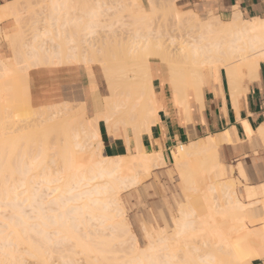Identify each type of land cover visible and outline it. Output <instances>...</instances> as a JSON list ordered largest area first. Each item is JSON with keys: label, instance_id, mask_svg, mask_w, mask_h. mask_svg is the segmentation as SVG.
I'll return each mask as SVG.
<instances>
[{"label": "bare ground", "instance_id": "6f19581e", "mask_svg": "<svg viewBox=\"0 0 264 264\" xmlns=\"http://www.w3.org/2000/svg\"><path fill=\"white\" fill-rule=\"evenodd\" d=\"M20 1L11 0L0 5V22L8 23V19H12L16 26V30H12V26L0 29V37L5 38L6 42L9 41L8 44L10 43L9 46H12L10 47L14 52L11 60H4L0 55L2 75L13 74L14 64H23L27 76L31 66L39 64V54L42 51L44 56L53 60V65L85 64L90 70L91 62L97 61L98 58H83L82 55L81 59L78 54L86 51V47H95V32L103 30L109 37L118 31V23V28H127L124 31L130 32L126 34L129 38L125 41L119 38L122 42L119 41L114 53L116 55L112 59L115 65L107 63L106 57L98 60L108 82V93L92 115L79 112L81 108L85 111L82 103L73 107L74 103L70 106L65 102L54 103L52 112L48 114L28 112L30 115H27L26 121L30 124H26L27 126H22L26 122L25 116L18 117L26 115L25 113H13L18 120L12 113L7 117L0 114V264H53L54 252L62 264H84L79 260L82 258L85 259L84 262L91 261L86 264H250L254 259L264 258L263 218L256 217L248 221L250 226L246 222L248 209L253 211L259 205L264 209V181L259 185L245 183L248 179L241 162L238 161L234 166L243 183L241 196L247 202L240 199L239 192L237 193L239 189L232 178V169L221 161L218 154L220 146L230 142L227 132L208 136L205 141L198 139L175 146L170 151V156L179 170L184 190L190 193L183 194L182 201L174 200L175 214L174 210L167 208L154 217L155 225L146 231L148 242L145 247L133 245L123 257L116 254L117 249L114 250V247L110 246L115 243L112 240L131 234L125 218L122 217L118 196L120 185L128 183L125 184L128 187L139 182L138 174L136 177L134 171L133 176L131 169L128 170L130 163L139 167H152L165 165L168 159L161 149L148 151L140 143L141 135L149 132L159 109L151 83V56L168 62L175 105L185 109L188 119L190 87L199 102L203 84L209 80L219 81L221 69L233 94L239 89L237 84L235 89V83L240 78L255 77L259 62L264 60V18L245 19L239 14H233L227 21L212 15L200 18L190 10H180L173 0H148V10L144 9L141 0H75L76 5L73 0H48L49 4L42 3V0L39 3L37 0H31V3H34L31 6H37L38 3V7L42 8V3L44 10H49L46 13L50 12V15H47L50 25L47 24V29H43L49 30V34L52 29L55 32H51V36L54 34L52 38L46 32L48 38L44 33L46 30L41 32L42 29L38 28L40 32L36 30L37 32L32 34L33 41L25 45L23 40L22 43L19 42L22 39L19 38L22 31L20 21L22 22L24 15L23 13L21 17V12L32 11V7L26 6L29 10L23 9L22 5L19 6ZM25 4L29 5V0L28 4ZM67 5L71 7L72 13L68 11L70 14L67 12ZM164 9L167 15L171 16V23L176 28L184 25L195 28L197 32L177 44L172 41L174 37L170 32L168 34L171 35H167L171 37L169 42L166 40V34L153 35L151 25L156 19V14ZM115 10L119 15L113 13ZM123 11H127V17ZM110 14H115V18L105 17ZM121 16L124 17L123 21ZM44 18L47 20V17ZM49 27L52 28L51 31ZM71 28L74 31L78 29L80 37ZM62 34L65 36L64 40L61 38L63 42L59 40ZM71 34H74L75 38L78 37L76 42ZM97 40L95 44L99 42ZM45 44L47 48L41 49ZM169 45H175V56L169 53ZM117 54L120 55L119 58ZM125 59L130 61L129 65ZM237 83L239 86V82ZM12 85L18 86L14 83ZM11 86H6L9 92V89L14 88ZM92 86L96 88L95 83ZM3 88L6 89L5 86ZM14 90L15 88L13 92ZM7 94L11 95L12 92ZM1 105L3 106V103ZM40 116L41 119H38ZM9 117L13 120L8 122ZM19 118L23 129L33 126L37 128L26 131L21 129ZM14 120L16 126L18 123L17 128H11L14 124L9 125ZM101 123L110 137L120 135L125 141H128V130H131L136 149L124 155H106L102 149ZM263 128H259L257 136L264 142ZM86 131L88 132L85 134ZM16 132L25 133L16 136ZM50 132L53 133L51 143L47 142ZM41 133L45 135L44 144L39 148L43 151L44 163L47 164L49 160L48 163L53 164V171L45 169L42 176H33L29 173L37 171L41 161H38L36 155L25 160V148L29 144L31 147L35 146ZM88 133L90 136L87 137ZM246 135L249 137L250 131H246ZM80 154H85L86 159L82 157L84 161L79 157ZM128 164L124 172L127 171L132 177L129 175L127 178V173L122 172L121 178L119 171ZM97 178H102L104 183H97L98 180H95L94 184L93 180ZM59 179L64 180L61 182L62 186L59 184L61 191L53 195V190L59 187L58 184H50ZM38 181L45 183L38 187L42 191L35 188L34 183ZM23 186L33 190L26 194L25 198H19L23 192H17V189ZM47 189H50L51 196L53 195L50 199L45 195L50 193L43 192ZM27 199L30 211L26 210L23 204ZM93 219L98 220L94 230L90 228L93 226L90 220ZM157 219L161 220L163 225H159ZM168 226L173 228L172 232L168 231ZM103 227L111 231V238L97 235L98 228Z\"/></svg>", "mask_w": 264, "mask_h": 264}, {"label": "crops", "instance_id": "0c3cea01", "mask_svg": "<svg viewBox=\"0 0 264 264\" xmlns=\"http://www.w3.org/2000/svg\"><path fill=\"white\" fill-rule=\"evenodd\" d=\"M9 1L11 0H0V5ZM141 3L143 7L148 8V0H141ZM175 3L184 10L187 9L186 11L200 15L211 14L222 21L229 20L233 14H239L245 19L264 18V0H176ZM8 21H1L4 25L0 26V29L14 26L12 19ZM149 69L159 109L149 132H144L140 137L143 148L148 151L161 149L168 154L178 144L198 139L206 140L208 136L227 132L230 142L220 146V156L222 157L223 149L226 160L236 162L234 165L238 161L241 162L247 179L255 182L252 184L259 185L264 180V142L257 136L259 128L264 126V60L259 62L255 77L238 80L239 86L235 83V89L237 84L240 90H235L234 94L223 70L220 72L219 81H206L203 84L199 102L196 101L194 92H189L188 119L185 109L175 105L169 67L166 63L161 60L160 63L149 60ZM66 73H69L68 76ZM27 80L29 103L34 108L60 102L82 103L90 116L107 95L106 83L99 69L92 65L90 70L85 64L31 67L27 72ZM93 83L96 85L95 89ZM246 131H250L249 137ZM100 133L103 152L108 156L124 155L136 149L131 130H128V141L120 135L110 137L102 123ZM262 208L259 205L253 210L255 213L251 220L256 217L264 218ZM250 264H264V258L254 259Z\"/></svg>", "mask_w": 264, "mask_h": 264}, {"label": "rangeland", "instance_id": "374dc122", "mask_svg": "<svg viewBox=\"0 0 264 264\" xmlns=\"http://www.w3.org/2000/svg\"><path fill=\"white\" fill-rule=\"evenodd\" d=\"M24 0H21L20 1V4H19V6L21 7V5H22V7H23V9H27L26 8V6H29V7H32V11L30 10V11H27V10H29V7H28V9L26 10L27 12H25V10H22V12H21V17H22V14L24 13V15H23V18H21L22 19V22L20 21V23H21V34H23V35H19V36H21V37H19L21 40H19V42L20 43H22V40H23V42L25 43V45H27V44H30L33 40V35L32 34H34L35 32H37V31H39V29H42L41 30V32H44L46 29H47V26H49L50 24H49V20H48V18H49V16H47L48 14L50 15V12H47L46 13V11H49V10H44V5L42 4L43 2H44V4L45 3H48V0H45V1H41L42 3H41V6H42V8L40 9L39 7H38V3L40 2V0H37L38 1V3H36L37 4V6H34V5H32L31 6V4H34V3H31V2H33V1H31V0H29V5H26L25 4V2H27V4H28V0H26V1H24ZM35 1V0H34ZM67 1H69V0H67ZM82 1V0H81ZM109 1V0H108ZM115 1V0H114ZM120 1V0H119ZM167 1V0H166ZM174 1V3H175V1L176 0H173ZM23 2V3H22ZM72 2V1H71ZM70 2V3H71ZM73 2H74V4L76 3L75 2V0H73ZM50 3V2H49ZM48 3V4H49ZM66 3H68V2H66ZM65 3V4H66ZM79 3V2H78ZM77 3V4H78ZM165 3V2H164ZM25 4V5H24ZM35 4V5H36ZM176 5H177V3H175ZM24 5V6H23ZM40 5V4H39ZM51 5V4H50ZM50 5H48V6H50ZM76 5V4H75ZM80 5V4H79ZM33 6H34V8L35 9H38V11L37 10H35V9H33ZM46 6H47V4H46ZM67 6H69V8L67 7V12L68 11H70L71 12V7H70V5H67ZM38 7V8H37ZM121 7V6H120ZM166 7H167V5H166ZM177 7L180 9V10H183V11H186L187 9H183V8H181L179 5H177ZM51 8V7H50ZM49 7H48V9H50ZM169 7H167V9H168ZM20 9V8H19ZM45 11H43V10ZM46 9V8H45ZM144 9H149V4H148V8H144ZM43 12H41V11ZM121 11V9H119L118 8V11ZM34 11V12H33ZM37 11V12H36ZM118 11H112L113 13H115L116 12V14H118ZM166 11V9H164V11H160L159 13H157L156 14V19H155V21H153V25H151V32H152V34L153 35H158L159 33L160 34H166L165 36L167 37V35H171V34H168L169 32L170 33H172L173 34V37L174 38H172V41L174 42V44H177V43H179L180 41H182L184 38H187V37H189L190 35H194L197 31H196V29L195 28H190V27H187V26H184L183 25V27H181V28H176V26L175 25H173L172 23H171V16H168L167 14L168 13H166L165 12ZM170 11V10H169ZM33 12V13H32ZM125 14H127L126 12L127 11H123ZM163 12V13H162ZM35 13V14H34ZM45 13V14H44ZM69 13V12H68ZM72 13V12H71ZM111 13V12H110ZM120 13V12H119ZM166 13V14H165ZM34 14V15H33ZM44 14V15H43ZM70 14V13H69ZM120 14H122V11H121V13ZM125 14H123V16L125 17ZM46 15V16H45ZM119 15V14H118ZM170 15H172L171 13H170ZM199 16H200V18H204V17H206V16H208V15H211V14H206V15H200V14H198ZM32 18H30V17ZM115 16V14L113 15V14H110V15H106L105 17H114ZM117 16V15H116ZM123 16H121V17H123ZM128 16V14L126 15V17ZM41 17V18H40ZM44 17H47V20L44 18ZM124 17L122 18V21L124 20ZM115 18V17H114ZM40 19H42V20H44V21H41ZM111 19V18H110ZM127 19V18H126ZM129 19V18H128ZM118 20V19H117ZM45 21H47V23H45ZM52 21V20H51ZM118 21H120V20H118ZM129 21V20H128ZM114 22H116V21H114ZM130 22V21H129ZM124 23V22H123ZM127 23V22H126ZM43 24V25H42ZM47 24H49V25H47ZM3 25V22H1L0 23V26H2ZM45 25V26H44ZM47 25V26H46ZM118 25H119V23H118ZM118 25H117V29H118V31H115V33L117 34H112L111 32H110V35L111 36H109L108 37V35H106V33H105V31L104 32H102L103 30H100V32L99 31H97V32H95L96 33V36L97 37H99V38H97L96 36V40L97 41H99V42H96L97 44H95V41H93L94 42V45H95V47L93 48V47H91V48H93V49H91L90 47H86L85 48V50L86 51H84L83 53H85V55L82 53H80L79 52V58H81L80 56H82L83 55V58H89V57H91V58H98V59H96L97 61H93V62H91V65L92 66H96L98 69H99V72H100V74H101V76H102V78L104 79V81H105V83H106V91H107V93H108V82H107V79H106V76H105V73H104V71H103V69L101 68V66H100V62L98 61L101 57V59H105V58H103V57H106V61H107V63H110V65H115V63H114V60L112 61V59H114V55H116V54H114V53H116L115 51H117L116 49L118 48V46H119V41L121 40V39H119L120 37L123 39V41H125L127 38H129L128 36L129 35H126V34H128V32H130V31H124V29H127V28H124V29H120V27L118 28ZM27 26V27H26ZM41 28H40V27ZM44 26V27H43ZM115 26H116V23H115ZM13 28H12V30H16V26L14 25V26H12ZM51 27V26H50ZM48 28V29H50V31H51V29L52 28ZM121 27H123V26H121ZM127 27V26H126ZM33 28V30H34V28H35V30H34V32H33V30H31ZM39 28V29H38ZM43 28H46V29H43ZM132 28V27H131ZM176 28V29H175ZM72 30H73V28H71ZM37 30V31H36ZM44 30V31H43ZM54 32H55V30L54 29H52ZM62 30V29H61ZM63 30H65L64 28H63ZM62 30V31H63ZM68 30V29H67ZM72 30H70L69 29V31H71V33H78V37H80L79 36V34L81 35V33H79L80 31H78V29H76L75 31L73 30V32H72ZM131 30V29H130ZM49 31V30H48ZM48 31L46 30L44 33H48ZM53 31H51V32H53ZM178 31V32H177ZM40 32V31H39ZM51 32H50V37L52 38V36L54 35L53 33H52V36H51ZM66 32H68V31H66ZM99 32V33H98ZM118 32V33H117ZM123 32V33H122ZM124 32H125V34H124ZM127 32V33H126ZM165 32V33H164ZM46 33V35L48 36V34ZM70 32H68V34H69ZM94 33V34H95ZM98 33V34H97ZM103 33V34H102ZM105 33V34H104ZM108 34V33H107ZM72 35V34H71ZM117 37H116V36ZM75 35L73 34L72 35V37H74ZM76 36V37H77ZM101 36V37H100ZM104 36H107V37H104ZM119 36V37H118ZM127 36V37H126ZM163 36V35H162ZM167 37V41L169 42V38H171V37ZM65 36L62 34L61 35V37H60V39L59 40H61L62 41V39L64 38ZM77 37V38H78ZM112 39H111V38ZM126 37V38H125ZM3 37L1 36L0 37V55L2 56V58L4 59V60H11L12 59V56L14 55V52H13V48H11L10 46H9V44H8V42L9 41H7L6 42V39L5 38H3ZM48 38H49V36H48ZM62 38V39H61ZM75 38V37H74ZM77 38H75V39H73L75 42H76V40H77ZM93 38V37H92ZM104 38V39H103ZM107 39V41H106V39ZM110 38V39H109ZM117 38V39H116ZM165 38V37H164ZM56 38H54V40H55ZM80 39V38H79ZM114 39V40H113ZM64 40V39H63ZM66 40V39H65ZM166 40H164L165 42H166ZM101 41V42H100ZM58 42V41H57ZM56 42V43H57ZM63 42V41H62ZM66 42V41H65ZM78 42V41H77ZM121 42H122V40H121ZM118 44V45H117ZM8 45V46H7ZM41 49H45V48H47V45L45 44V45H43V46H41L40 47ZM24 49V48H23ZM120 49V48H119ZM169 53L170 54H173V56H175L174 54L176 53V48H175V45H169ZM175 50V51H174ZM42 51V50H41ZM82 51V50H81ZM114 51V52H113ZM172 51H173V53H172ZM113 52V53H112ZM117 53H119V51L117 52ZM40 61H39V64L37 65V66H41V65H53V60L51 59V60H49L46 56H44L45 54L43 53V51L42 52H40ZM110 55V56H109ZM118 55V57L117 58H119V54H117ZM123 55H125V54H123ZM84 56H86V57H84ZM126 56V55H125ZM152 57V56H151ZM110 60H109V59ZM157 58V57H156ZM82 59V58H81ZM95 59H93V60H95ZM108 59V60H107ZM159 59V60H158ZM90 60H92V59H90ZM118 60V59H117ZM126 60V59H125ZM150 60L151 61H154V62H156V63H160V60L161 61H163V62H165L166 63V65L168 66V62L167 61H165V60H162L161 58H157V59H155V58H150ZM115 62H116V60H115ZM125 62H127V64L129 65L130 64V61L129 60H126ZM114 63V64H113ZM31 67H36V66H31ZM14 71L15 72H13V74H8V75H2L1 74V72H0V84L2 83V85H0V86H2L1 88H2V91H1V89H0V92H1V98H0V103L2 104L3 103V106L1 105L0 106V114H3L4 116L6 115V117H7V115L8 114H10V113H15L16 115H17V113L19 114V113H25L26 115H22V116H19L18 115V117H21V118H23V116H25L24 118H25V121H26V119H27V115L29 114L30 115V113H28V112H37V113H39V114H41V115H44V114H48V113H50V112H52V108H53V104L52 105H48V106H42V107H39V108H34V107H32L31 105H30V103H29V93H28V80H27V76H25V71H24V67H23V64H14ZM222 70V69H221ZM103 72V73H102ZM245 78H248V77H246V76H244ZM243 77V78H244ZM250 78V77H249ZM3 79H4V81H3ZM7 79H8V81H7ZM10 79H12V80H10ZM14 79H15V81H14ZM1 80H2V82H1ZM10 80V81H9ZM240 80H242L241 78H240ZM11 81H14L13 83L14 84H17L18 86H16V85H12L13 83L11 82ZM209 81H212V80H209ZM214 82H215V80H213ZM212 81V82H213ZM6 82H8L7 84H6ZM9 82H11V84L9 83ZM3 84H4V86H5V88H6V86H11L12 88L14 87L15 88V90H14V92H13V89H9L10 90V92H12V94L11 95H8L7 93H10L7 89L8 88H6V89H4L3 87ZM8 84H10V85H8ZM3 90H4V92H3ZM5 91H7V93L5 92ZM190 93L192 92V88L190 87V91H189ZM14 93V94H13ZM5 94H7L6 95V97H5ZM192 94V93H191ZM13 98H12V97ZM7 97H11L9 100L7 99ZM5 99H6V101H5ZM195 99V98H194ZM196 100V99H195ZM197 101V100H196ZM6 102V103H5ZM5 103V104H4ZM68 105H72V103H67ZM81 106H82V104H80ZM80 105H79V108H80ZM77 106V104L75 105V103L73 104V107H76ZM85 108V107H84ZM83 109L81 108V109H79V112L81 111L82 113L84 112H86V109H84L85 111H82ZM96 111V110H95ZM27 112V113H26ZM78 112V113H79ZM6 113V114H5ZM14 115V114H13ZM28 115V116H29ZM15 116V115H14ZM33 116H36V115H33ZM16 117V116H15ZM41 117L42 116H40V117H37L38 119H41ZM11 118H13V116H11ZM10 117H9V119L7 120L8 122H9V120L11 119ZM15 119V118H14ZM16 119H17V117H16ZM35 119V118H34ZM11 120H13V119H11ZM10 120V121H11ZM18 120V119H17ZM20 118H19V124H20V128L22 127V126H27L26 124H28L27 122L28 121H26V122H24L23 121V119H22V123H23V125L21 124V122H20ZM11 123V122H10ZM9 123V125L11 126V125H13L14 124V126L12 127L11 126V128H15V126H16V122H15V120L13 121V123L12 124H10ZM18 123H17V126H18ZM8 124V123H7ZM25 124V125H24ZM30 124V123H29ZM28 124V125H29ZM22 125V126H21ZM17 126H16V128H17ZM39 128H41V126H38ZM19 128V127H18ZM24 127H22L21 129H23ZM33 128H37V126H33V127H29L28 129H26V130H29V129H33ZM23 130H25V129H23ZM25 130V131H26ZM27 132H29V131H27ZM32 132V131H31ZM88 131H86L85 132V134L87 133ZM106 132V131H105ZM17 134H15L16 136L17 135H19V134H24L25 132H16ZM89 133H90V130H89ZM87 134V137H88V135L90 136V134ZM42 135H40V136H38V138H37V140H36V145L34 146H32L31 147V144H29V145H27V147L25 148V151H26V153H27V156L25 157V160H28L29 159V157H32V156H34V155H36L37 156V159H38V161L40 162L41 161V163L39 164V166L37 167V171H31V173H29V175H37V176H42V172H44L45 171V169H51L52 171H53V168H51V167H53V164L52 165H50L51 163H48L49 162V160H48V162H47V164H45L44 163V159H43V151H42V149H40L39 147H42V145L44 144V136L45 135H43V133H41ZM91 134H92V130H91ZM101 134V133H100ZM48 136H50L47 140V142H50V141H52L53 140V133L52 132H50L49 133V135ZM84 136H86V135H84ZM32 137V136H31ZM33 138V137H32ZM88 140H90V141H92L93 139H88ZM202 141H205V139L204 140H202ZM31 142V141H30ZM86 142H88V141H86ZM39 143H40V145H39ZM51 143V142H50ZM91 143V142H90ZM89 143V144H90ZM189 143V142H188ZM187 143V144H188ZM89 144H87V145H89ZM39 145V146H38ZM173 149V148H172ZM171 149V150H172ZM170 150V151H171ZM165 153V152H164ZM221 153H222V157L220 156V148H219V150H218V154H219V157H220V159H221V161L227 166V167H230L231 169H232V178L235 180V182H236V188L237 189H239V190H237V193L239 192V194H238V196L240 197V199L242 200V201H245V202H247V200L246 199H244L242 196H241V193H240V190H241V188H243V183H242V181H241V179H240V176H239V174H238V172H237V170L235 169V166H234V164L236 163V162H233V161H230V160H226L225 158H224V155H223V149H221ZM165 155L167 156V162H166V164L165 165H158V166H152V167H149V166H142V167H139V166H136L135 164L133 165V164H131L130 163V166H129V164L127 165V167L125 166H123L122 168H121V170L119 171V173H117V174H119L120 175V177L122 176L121 174H123V173H127V171L126 172H124L125 170H127V168H128V166L130 167L128 170H130L131 169V174H132V172H134L133 174L135 175V173H136V177H137V174H138V177H140V175H141V177L140 178H138L137 177V179L139 180V182H137L136 184H134V185H131V186H128V187H126V185L125 184H127L128 185V183H123V185L120 187L119 186V189H118V196H119V199H120V204H121V214H122V217L123 218H125V220H126V222H127V225H128V227H129V229H130V235L129 236H127V237H118L117 238V240H112V241H115V243H113V245H110V246H112V247H114V250L115 249H117V252L118 253H116V254H118L119 256H123L124 255V253L125 254H127V252H129V247H134L133 245H140V247H145L146 245H147V242H148V238L146 237V231H149L150 229H151V227H152V225H155V222H154V217L155 216H157L158 214H159V212H161V211H166L167 210V208H171L172 210H174V208H175V203H174V200L175 201H182V197H184V195L183 194H186V193H190L189 191H185L184 190V186H183V184H182V182H181V179H180V177H179V170H178V168H177V166L173 163L174 161H173V159L171 158V156H170V153L168 152V154H166L165 153ZM85 156V154H83V155H81L80 154V158L84 161L85 159H86V157H84ZM82 157H84L85 159H83ZM47 159V158H46ZM45 159V160H46ZM47 161V160H46ZM132 165V166H131ZM137 168H135V167ZM133 167V168H132ZM234 168V169H233ZM135 169V170H134ZM247 169H248V167H247ZM148 170V171H147ZM123 172V173H122ZM130 172V171H129ZM147 172V173H146ZM53 173V172H52ZM131 174L129 173V175L131 176ZM132 174V175H133ZM56 174H54V176H55ZM61 175V174H60ZM59 175V176H60ZM63 175V174H62ZM118 175V176H119ZM127 175V178H129L130 176L128 175V173L127 174H125V176ZM133 175V176H134ZM143 176V177H142ZM132 177V176H131ZM122 178V177H121ZM126 178V177H125ZM126 178V179H127ZM61 179H62V177H61ZM61 179H59L58 181H56V182H53V183H51L50 185L52 186H55V185H57L58 184V187L60 188H57V190H56V188H55V190H53L54 192H52V194L53 195H55V194H57V193H60V191H61V188L62 187H60L59 186V184H61V182L62 181H64V180H61ZM95 180L97 181H100V182H98L97 181V183H101V181H103L102 180V178H97V179H94L93 180V182H94V184H95ZM127 181V180H126ZM248 181V182H247ZM245 183H248V184H252V183H255L253 180H250L249 181V179L247 180ZM264 181V180H263ZM92 181H91V184L93 183ZM106 182V181H105ZM96 183V184H97ZM103 183H104V181H103ZM103 183H101V184H103ZM259 183V182H258ZM35 184V188H38V187H40L41 185H44L45 183L44 182H42V181H38V182H36V183H34ZM242 185V186H241ZM61 186H62V184H61ZM239 188H238V187ZM85 186H82V188H84ZM80 189H81V187H79ZM33 189L32 188H29L28 186H23V187H19L18 189H17V192H23V193H21L18 197L19 198H25L26 197V194H29V192H31ZM38 190H40V191H42V189H40V188H38ZM185 191V192H184ZM43 192H46V193H50V189L48 190L47 189V191L45 190V191H43ZM184 192V193H183ZM44 194V193H43ZM67 194V193H66ZM69 194V193H68ZM46 196H44V197H46L47 199L51 196V193H50V195L48 196L47 194H45ZM52 195V196H53ZM51 196V197H52ZM101 197V196H100ZM50 199V198H49ZM84 200V199H83ZM83 200H80L81 202L83 201ZM80 201H78V202H80ZM28 202H29V199H27V200H25L24 202H23V204L26 206V210H29V208H28V206H27V204H28ZM175 204V205H174ZM30 211V210H29ZM28 212V211H27ZM26 212V213H27ZM29 213V212H28ZM31 213V212H30ZM29 213V214H30ZM173 213L175 214V210L173 211ZM255 212H253L252 210H247V213H246V222H247V225H249V222L251 221V216H253V214H254ZM91 222H92V224H93V226H90V228L92 229V230H94L95 229V226H97V224H98V220L96 221V220H90ZM249 221V222H248ZM263 221H264V218H263ZM90 222V223H91ZM157 223L159 224V225H163V222L161 221V220H158L157 219ZM251 225H252V223H250ZM254 225H257V224H254ZM250 226V225H249ZM99 229V231L97 232V235H99V236H101L102 238H106V239H108V238H111V231L108 229V228H105V227H103V228H98ZM168 231H170V232H172L173 231V228L171 227V226H168ZM55 237H58V236H55ZM112 250H113V248H112ZM120 250V251H119ZM131 250V249H130ZM117 255V256H118ZM80 256V255H79ZM125 256V255H124ZM123 256V257H124ZM82 257V256H81ZM89 258V257H88ZM122 258V257H121ZM84 258H82V259H79V260H81V263L83 262L84 264H86L87 263V261L86 262H84L85 261V259L83 260ZM30 260H32V259H30ZM89 260H92V261H94L93 260V258H89ZM33 261V260H32ZM31 261V262H32ZM61 261H60V259L58 258V256H57V254H55V252H54V254H53V264H62V263H60ZM88 262H91V261H88ZM26 263H27V261H26ZM27 264H30V262L29 263H27Z\"/></svg>", "mask_w": 264, "mask_h": 264}]
</instances>
